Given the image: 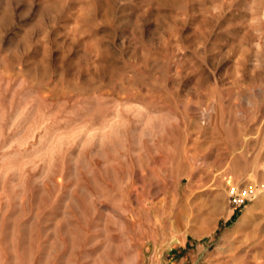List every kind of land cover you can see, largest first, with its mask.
I'll return each instance as SVG.
<instances>
[{"label": "rangeland", "instance_id": "374dc122", "mask_svg": "<svg viewBox=\"0 0 264 264\" xmlns=\"http://www.w3.org/2000/svg\"><path fill=\"white\" fill-rule=\"evenodd\" d=\"M0 264H264V0H0Z\"/></svg>", "mask_w": 264, "mask_h": 264}, {"label": "built area", "instance_id": "2783aa9c", "mask_svg": "<svg viewBox=\"0 0 264 264\" xmlns=\"http://www.w3.org/2000/svg\"><path fill=\"white\" fill-rule=\"evenodd\" d=\"M250 192L251 190L249 189H240L237 187H232L229 194L231 204L234 207L242 206L250 196Z\"/></svg>", "mask_w": 264, "mask_h": 264}]
</instances>
